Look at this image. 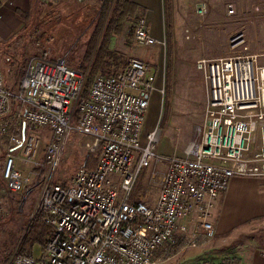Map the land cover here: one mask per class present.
Listing matches in <instances>:
<instances>
[{"label": "built area", "instance_id": "2783aa9c", "mask_svg": "<svg viewBox=\"0 0 264 264\" xmlns=\"http://www.w3.org/2000/svg\"><path fill=\"white\" fill-rule=\"evenodd\" d=\"M207 9L206 3L197 7L201 15ZM147 25L145 17L137 21L135 40L163 44ZM244 37L232 38L229 55L197 61L204 115L183 155L156 152L158 126L143 133L155 84L141 58L132 57L118 73L98 74L87 97L81 96L87 73L65 58L33 57L17 88L4 83L0 70V118L20 106L15 126L0 124V137L13 146L1 179L8 192L24 198L40 188V204L53 228L45 256L14 255L12 263L159 264L157 251L176 245V232H188L193 222L206 239L214 238L211 210L230 180L264 176V65ZM37 129L50 133L43 160ZM73 132L81 135L87 154H100L95 167L81 165L61 181L57 169ZM154 160L165 161L167 168L156 201L148 205L133 193ZM27 164L32 167L24 174L20 165ZM196 239L190 237L182 249L196 246Z\"/></svg>", "mask_w": 264, "mask_h": 264}, {"label": "rangeland", "instance_id": "374dc122", "mask_svg": "<svg viewBox=\"0 0 264 264\" xmlns=\"http://www.w3.org/2000/svg\"><path fill=\"white\" fill-rule=\"evenodd\" d=\"M104 1L65 3L62 0L54 4L42 1L39 15L31 20L33 30H26L25 35L12 40H0V70L4 83L8 87L19 86L25 59L31 57L35 50L42 52L47 49L51 57L71 60L72 66L76 67L85 54L87 41ZM200 3L207 4L204 15L197 12ZM172 19L173 35L169 47L166 45V34L163 44L140 45L134 35H130L132 20H124L122 31L125 30L132 38V46H129L131 54L125 64L132 57L142 58L148 64V76L155 84L143 133L146 135L148 130L158 126L160 138L156 152L183 155L188 144L197 136L204 115L206 93L197 61L229 55L233 51L232 38L243 34L249 52L258 54L259 63L264 65V0H174ZM32 39L37 41L36 45L30 41ZM167 67L173 81V95L169 102L171 110L165 116ZM17 105L14 112L0 118V124L9 122L10 126H15L14 116L20 110ZM37 131L42 137L38 158L43 160L50 133L43 129ZM80 138L79 132H73L67 143L56 174L61 181L68 180L88 156ZM12 147L7 137H0V174ZM31 167V164L20 165L24 174ZM166 168L165 161L154 160L141 172L133 194L142 196L148 205H153ZM2 182L0 175V264L9 254L12 260L20 243L18 239L24 235H21V230L34 218L41 198V189L38 188L27 197L26 202L22 200L18 203L17 200L24 199L25 195L10 194ZM191 227L199 230L198 223L193 222ZM41 248L36 247V254L41 253Z\"/></svg>", "mask_w": 264, "mask_h": 264}, {"label": "crops", "instance_id": "0c3cea01", "mask_svg": "<svg viewBox=\"0 0 264 264\" xmlns=\"http://www.w3.org/2000/svg\"><path fill=\"white\" fill-rule=\"evenodd\" d=\"M86 1L88 0L84 2ZM132 2L133 10L140 12L143 14L141 17L147 19L150 34L158 40H163L164 0ZM41 3V0H0V40H12L14 37L25 35L26 30H33L31 20L39 15ZM131 41L132 38L124 30L114 34L111 47L128 56L131 54ZM33 49L35 50V46ZM32 52L33 55L28 58L27 64L35 56L55 58L50 56L47 49ZM2 183L4 185V182ZM26 199L23 201L26 202ZM211 211V221L215 227L214 238L206 239L201 230L192 227L188 232L178 231L175 235L177 244H167L166 248L157 252L158 256L163 258L159 264H264V176L233 177ZM192 236L197 238L196 246L188 245L186 249H182L183 244H189ZM42 251L40 254L34 251L33 255L45 256L46 248Z\"/></svg>", "mask_w": 264, "mask_h": 264}, {"label": "trees", "instance_id": "16d2710c", "mask_svg": "<svg viewBox=\"0 0 264 264\" xmlns=\"http://www.w3.org/2000/svg\"><path fill=\"white\" fill-rule=\"evenodd\" d=\"M132 5V0H105L97 21L92 29L91 35L87 41L83 58L79 61L76 67L72 66L71 60H66L70 66L87 73L81 96L87 97L89 95L93 80L98 74L118 73L124 70L126 67V54L112 49L111 41L114 34L122 31L124 20L126 19L133 21L129 31H131L130 35H134L135 24L143 14L133 10ZM172 11L173 0H164L165 34L167 47L170 46L169 40L172 39L173 35ZM30 41L33 44H36L37 42L34 39ZM27 62L28 58L25 59L26 64ZM24 73L25 69L23 71V75ZM172 95L173 81H171L170 70L167 67L164 106L165 116L167 111L171 110L169 108V102L172 98ZM164 119L165 117L163 118L161 124H163ZM99 154L100 150L89 153L83 165L87 168L95 167L99 158ZM9 193L12 194V192ZM133 198L137 199L138 195H134ZM22 200L23 198H20L17 200V202L21 203ZM46 214V210L44 209L43 205L40 204L34 218L29 224L28 229L26 230L27 227H24L21 230V235H23V233L24 235L22 239H18V243H20L15 255H33L37 246L42 247V249L46 248L47 243L50 241L53 235V228L46 222ZM10 255L11 254H9V256L4 259L3 264H13L12 261H10ZM236 263L238 264V262Z\"/></svg>", "mask_w": 264, "mask_h": 264}, {"label": "water", "instance_id": "95a60500", "mask_svg": "<svg viewBox=\"0 0 264 264\" xmlns=\"http://www.w3.org/2000/svg\"><path fill=\"white\" fill-rule=\"evenodd\" d=\"M37 209H38V207H37ZM32 219H33V217L31 218V220L29 221V224H30V222L32 221ZM29 224L27 225V228H26V230L28 229V227H29ZM26 230H25V232H26ZM23 238V237H22ZM21 238V239H22Z\"/></svg>", "mask_w": 264, "mask_h": 264}]
</instances>
